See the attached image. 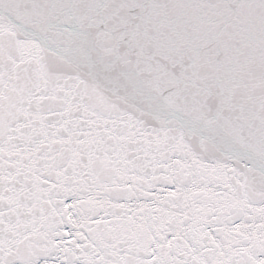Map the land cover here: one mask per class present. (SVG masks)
I'll return each mask as SVG.
<instances>
[{"label": "snow or ice", "instance_id": "obj_1", "mask_svg": "<svg viewBox=\"0 0 264 264\" xmlns=\"http://www.w3.org/2000/svg\"><path fill=\"white\" fill-rule=\"evenodd\" d=\"M0 264H264V0H0Z\"/></svg>", "mask_w": 264, "mask_h": 264}]
</instances>
